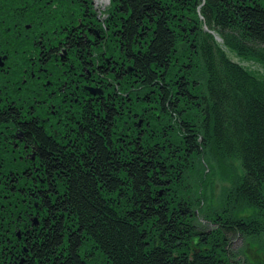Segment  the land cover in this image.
I'll return each instance as SVG.
<instances>
[{
    "label": "trees",
    "instance_id": "16d2710c",
    "mask_svg": "<svg viewBox=\"0 0 264 264\" xmlns=\"http://www.w3.org/2000/svg\"><path fill=\"white\" fill-rule=\"evenodd\" d=\"M115 1L125 12L131 9L130 17L121 26L127 37L132 32L137 34L138 27L144 23L154 30L147 34L146 29L142 33L143 39H152L149 45L137 41L133 46L128 39L122 40L128 51L131 46L135 50L144 51L134 58L140 80L146 79V84L149 85L153 82L154 75L160 72V67H163V79L170 77L169 83H163L164 93L160 99L163 113L170 114L168 121H175L174 113L177 109L185 108L184 101L188 103L192 100L195 103L196 97L197 103L194 106L199 105L200 116L193 115L192 122H189L191 126L178 122L176 131H182V137L176 135L172 128L171 131L164 130L166 137H169L176 148L175 152L163 148L162 152L158 151L161 156L146 157L135 150L134 155L130 156L128 149L131 146L126 145L120 152V162L124 164L122 173L117 170V157H110L100 138L94 137V142L96 140L98 144L94 150L95 156L84 169L79 158L69 157L41 132L34 130L38 135L31 134L30 138L37 142V150L47 165V175L59 179L56 186L60 191L53 194L56 186L46 184L54 195L52 201L32 189H22V193L27 195L25 200L28 197L30 200L37 197L42 199L49 216L57 212L60 217L56 219L54 228L48 227L49 222L46 221L44 229L41 228L38 233L33 232L32 237L24 242L27 252L31 253L28 264H90L92 261L94 264L98 262L95 261L97 255L94 256L91 249L94 246L93 251L98 254L100 250L102 254H106L112 264H226L227 261H221L218 253L214 252L222 248L218 243L224 239L221 231H248L246 223L237 209L227 216L229 220L226 224L229 226L220 225L219 241L213 242L210 234L211 240L207 242L209 236L192 224L194 213L190 206L198 195L197 189L191 186L187 173L197 167L194 165L195 161L202 167L203 163L199 160L203 152H206L205 158L208 159L211 154L215 155L216 161L218 159L222 162L223 159L217 158L216 153L221 155L222 150L226 149L229 154L237 149L241 157L239 166L244 175L236 176L232 169L234 165L230 168L231 176L238 184L233 188V202H246L249 207L264 211V85L257 82V76L235 63L228 62V67L216 70L210 58L209 68L203 66L200 60L201 65L195 63L193 66L189 65L191 61L188 59L181 65L174 62V58L178 57L176 46L181 40L178 38L183 34L179 30L180 26H192L196 16L194 7L200 3L198 0H189L193 2L190 10L185 6L186 0H163V3L160 0ZM201 9L203 17L211 16L213 22L219 24L222 34L232 30L238 33V41L231 43V50L236 51L242 59L247 57L264 65V53L261 49L252 50L244 46L245 42L251 41L256 45L264 42V0H207ZM9 16L10 13L0 16V21ZM234 38L232 40H236ZM144 45L147 47L143 50ZM169 58L172 59L170 67ZM178 67H184L182 73L186 67L197 71L202 79L199 86L190 84L192 74L186 73L189 69L183 76L180 74L181 79L173 84L176 77H180L174 72ZM146 81L138 85H145ZM200 85L203 89L198 88ZM190 91H194L196 96L193 97L194 94ZM144 104L148 105L147 101ZM144 143L149 147L148 140L145 139ZM146 150L148 152L147 147ZM123 151L127 152L124 156ZM153 151L154 148L151 152ZM9 160L12 157L7 161ZM81 161L85 163L84 158ZM115 171L125 179V184H120L118 189L115 188V178H107L110 172L116 174ZM171 175L174 177L171 183H166L169 186H166L164 181ZM27 177L29 174L22 178L31 179V185H37V181L32 180L33 177ZM20 178L14 181L20 184ZM95 179L107 181L108 184H100V188ZM113 191L119 193L115 210L111 208ZM0 211L5 212L9 218L20 213L11 203L0 208ZM21 213L25 217L22 210ZM24 221L26 222L25 218L21 220L22 224ZM144 227L145 230L151 227L150 231L146 233ZM250 229L255 234L261 231L253 225ZM63 231L65 238L61 234ZM84 231L87 233L82 235ZM204 239L207 245L202 249L196 248L199 244L202 245Z\"/></svg>",
    "mask_w": 264,
    "mask_h": 264
},
{
    "label": "rangeland",
    "instance_id": "374dc122",
    "mask_svg": "<svg viewBox=\"0 0 264 264\" xmlns=\"http://www.w3.org/2000/svg\"><path fill=\"white\" fill-rule=\"evenodd\" d=\"M73 1H74L73 4L77 5L76 7L72 9L76 11L74 13H77V12L79 14L85 13V12H82L81 6L82 5L88 6L89 3L87 4V0L83 1L82 3L80 2V4H79L80 0L79 1L73 0ZM107 1L108 0H104V2L101 3V2H97V0H93V5L95 6V9L97 12H99V10H102V7L107 5L106 8L103 9L101 13L103 14L107 11L108 12L112 11V18L110 20H107V22L105 21L100 22L98 18H94L95 16L92 14L89 15V18L82 19L84 24L85 23L87 24V21L89 19H92V21L95 22V26H98L100 27V29H102V31L99 32L98 35H96L97 36L96 40L93 39L94 34H96V32H93V34H90L92 32H89V31L88 32H82V31L78 32L77 25L75 24L73 26L74 29H77L73 31V34H71L74 39H79L81 41L83 39H86V40L88 39L86 43L89 44V48L86 50L80 51L77 49L78 46L74 43H70V48H68L69 46L67 48L65 47L63 48L62 42L59 47H56L55 42L60 39L59 38L60 36L57 34V32H51L52 31L50 29L51 26L49 22L47 21L48 19H55L56 15L55 16L53 15L55 13H59L62 9V6L66 5L67 7H70L71 1L63 2V0H49L48 2H44L43 0H41L40 2L37 3L36 0H0V16H4L5 14L7 15L8 13L11 14V16H9L8 18L10 22H6L5 20L0 21V25L2 26V29H0V38H6V37L18 38L19 37L23 39L24 37H28L29 40L27 39V41H25L26 38L23 39L24 47H23L22 53L25 54L29 52L30 49L32 52V49H33L32 45L37 40V37H41L43 40H47L45 41V43L50 42L51 47H50L49 53L50 52H55V54L58 53L56 59H54L56 57L55 55L51 56L53 57L52 59L51 58L41 59L38 65V67L40 66L42 69L40 73L38 72L37 65H35V67H30L28 66L29 65L28 62H25L24 60H21V61L16 60V58H14L16 56L9 55L11 56V58L6 59L4 66H0V87H1L0 88V92H1L0 99L1 101H3L6 95H10V91L12 90V89L11 90L7 89V92H4L3 90L4 85L10 87L11 86L10 83L14 80H17V82L20 81L21 79H26L29 81L30 79H33L35 76H37V74H40V77H41L40 80L42 79L44 80L47 76V78H49V80L53 83L51 88H56V89L59 88L60 91L56 90L55 92L56 93L55 95H57L56 101H60L59 94H62L66 102H73V103L77 102V100L76 101L73 100L75 99V94H77L80 98V95L82 96L83 92L86 93L85 88L87 87L90 88V86L83 87V85H81V81L84 77H86L89 80L88 84H91L95 90H98V89L102 91L104 90V86L101 84H98V85H101L99 88L93 85L95 83L94 82L95 77L97 79H100V82L102 81V83H105L108 81L117 82V80L115 79L116 77L112 76L111 74H107L108 77L103 78L101 76H96L92 74L91 70H88L89 72H86L85 70H79L80 68L75 63L74 64L72 63L77 57L78 59L80 58L83 59V64H85L86 66L91 65L94 71L101 69L103 73H105L104 71L108 70L109 69L108 67H111V70H113L114 72L113 74H116L117 77L119 74L122 73L118 71L122 68L120 66L128 67L130 68V70H132V72L131 74H128V76L126 74V76L124 77L125 81L128 80L131 77V75L132 76L134 74L136 75L138 72L136 70L137 68L135 66V63L134 62L129 63L132 59H134V57L131 60H127L126 57H127L128 50L126 46L124 45L123 40L122 39L119 40L120 37L119 36L117 37V35L120 34L117 31V29L121 27L118 26V28L113 30L114 25L113 26L108 25L112 21V19H113L112 22H114L115 24V22L119 20L120 18H122L123 16L117 15L115 13L116 9H113L114 7H116V4H117L115 0H109L108 2L109 4L108 3L106 4ZM27 3H28V6L26 7L25 5ZM103 3L105 5H103ZM66 9L71 11L70 8H66ZM48 12L53 17L49 16L47 14ZM88 12L90 14V11ZM130 13L131 12H129V14ZM192 25L194 26L190 27V26L183 24L180 26V29L179 28L178 29L181 30L180 32H183L186 28H189L186 30H188L190 33L192 31V27L196 26L195 24H192ZM199 28H200V31H201V34L204 40L201 39L198 45H194L191 42H189L190 34L187 33L185 36L186 31L183 32L181 36H179L180 38L178 39H181L179 40V42L185 41L187 46H186V49H184L183 51L177 52L178 57L174 58L175 59L174 62L176 61L177 63H179V65H181V63L186 62V60L188 59L189 61H191L189 63V65L191 66H193L195 63L200 64V61L197 59V56L201 54V57L204 58L206 56V51H207L209 52V58L213 62L214 67H216V70L220 68L223 69L225 67H228L227 63L231 62L232 64L233 63L238 64L241 68H243V70L248 71L251 74L254 73L257 76L258 75L261 76L262 74L264 75V65L261 62L254 60V59H249V58L238 59L237 58L238 56L236 55L237 54L236 51H233L231 49L227 50V48L222 47L219 43L214 42V41H220L222 39V35L219 34L217 30H209L207 28L208 29L207 31H209L210 33H205L206 29L203 26V24H202V27H199ZM211 28L213 27L211 26ZM152 30L150 28L147 29L146 31L147 34L153 33L154 30L153 31ZM41 31H44L47 34L46 35L41 34L40 33ZM228 32L230 31H227L226 33ZM75 34H79V36H75ZM223 34L228 35L225 33ZM142 36L143 35L141 34L140 35L141 40L143 39ZM176 37H178V35ZM230 37L231 36L228 35L226 38H230ZM232 38L234 37L232 36L231 39ZM144 39H146L147 45H149V42L152 40L151 38L149 39L147 37ZM186 39H188L189 41H186ZM94 42L96 43V45L93 44ZM24 43H27V44H24ZM68 45H69V42H68ZM244 46L246 47L248 46L247 48H251L252 50H258L257 48L259 49L262 48L259 44L256 45L252 43L251 41L248 43L245 42ZM146 47L147 46H145L143 50L146 49ZM0 49H2V47H0ZM141 52H144V51L136 50L134 53V56H136L138 53H141ZM89 57L92 58L91 60L92 63L90 62ZM62 59H65L66 61L62 62ZM96 59L98 60V62H96ZM169 61L170 62H168V66L170 67V63L172 62V59L169 58ZM61 63H64V64H61ZM0 65H2L1 62H0ZM96 66H98V68ZM116 66H119V67L117 68ZM182 69H184V67L183 68L178 67L174 69L175 74H178V76H180L181 74V76H183L184 75L183 73H185L186 70L182 73L181 72ZM66 71L70 74L69 75L70 78L68 79H67L68 75L65 73ZM3 73L5 74L3 75ZM162 73H163V69L160 68V72L157 74L163 75ZM76 76H77V81L80 82L79 86L76 87L75 85H77V82H73L69 87H66L65 86L66 84L68 85L70 84L71 82L70 79L73 80V78H75ZM172 76L174 77L175 75L172 74ZM181 76L179 78L176 77L173 84L176 83L178 79L180 80ZM4 77L6 79L2 80V78ZM92 78L94 79L91 80ZM79 79H81V81ZM169 79L170 77H168V79L162 78L161 84L159 82L158 83L152 82L149 85L146 84L148 81L145 82V85L144 84L138 85L137 83H135L129 86H126L124 84H120L119 82H117L120 84L121 87H124L125 89L115 90L116 97L114 99H116L115 100L116 104L110 106V108H112L113 111L116 110L120 114L121 120L118 124H116L117 126L116 128L114 127H111V128L118 129L120 132L119 136L121 137V139H124L126 134L133 135L132 133H133V130L135 129V128L133 129V124H135L137 128L136 136L132 138L134 147H132L130 143L131 145L130 149L133 148L134 151L139 150L141 154L145 155L146 157H149V156L156 157L157 155L161 156L160 152L163 151V148L170 152L176 149L174 145L172 144L171 140L169 139V137H166L165 132H164V130L171 131L170 130L171 128L174 131H176L178 128V127L176 128L174 127L172 123L173 121L172 122L168 121V117L170 116V114L167 115L166 113H163V108H162L163 114H161V116L151 117L150 116L151 112L145 109L146 105L144 104V102L150 101L151 98L155 97L154 99L150 101V102H153L152 104H155L154 107L151 109H155L157 102H160V99L163 98V93H164L163 86L170 82ZM153 80L155 79L153 78ZM189 82L190 84L192 83L198 84V86L201 83V82H195L194 79L192 78L189 79ZM21 87L28 88L25 90L28 91L27 94L29 95L31 94V91H30L31 83H29L28 85L26 83L22 85ZM200 88H201V85H200ZM18 90L19 91L17 92H20V89ZM46 94H48L47 91H41V99ZM16 95L17 93H15L14 96ZM144 95L146 96L148 95V98H143ZM22 98L24 100L16 101L15 106L21 105L22 104L21 102L23 103L25 102L27 103V105L29 104L27 100H31V99H27L23 96ZM10 99H11V103L15 101L13 97H11ZM128 100L131 103L129 106L133 107V109L126 106L127 105L126 101ZM194 100H195V103L192 100H189L188 103L190 102V104H188L187 101H184L183 107L185 108H182L183 110L177 109L176 113H174L176 115L173 116V119L175 117V122H180V123L183 122L187 126H191L189 125L190 124L189 122H192V119L194 118L193 115H198V113H200V109H198L199 105L194 106L197 103V97ZM72 110L77 115H81V112H83V109L81 106L78 109L73 108ZM50 116L52 117L51 122H52L53 127L50 125H47L48 127H45L47 129L46 130L44 129V132L47 131L46 135L48 136H53V135L58 136L60 143L66 142L65 139H61L62 135L60 133L56 134L55 132L56 129L58 131H62V130H65L66 128L62 127L61 125V126L56 127L55 129L54 122L55 120H57V118L56 116H54L53 113H51ZM88 120L89 119L87 117V121ZM90 120L91 121L89 122H91L90 124L91 126H94L95 124L96 125L99 124L103 126L108 125L107 124L108 122L102 120V117L99 118V122H94L91 118ZM2 125H4V123L1 124V126ZM4 126H7V125H4ZM149 127L152 128L151 131H148L147 129ZM181 132L182 131L180 130L176 131V135H179L180 137H182L180 135ZM85 133H87V131L83 132L81 130L79 131L70 130L66 132L68 139L69 137L74 139V138H79L81 136H85L84 135ZM142 137L143 139L141 140ZM58 139L56 138V141L55 140L54 141L58 143ZM145 139L149 141V147L147 144L145 143L143 144ZM81 140L83 139H80L79 141ZM13 141L15 142L16 139H10L8 141L7 139H4V140H1V143L3 144L0 143V158H1V154L5 156L1 158L0 162L3 165V169L5 168L6 170V172H3L4 171L3 170L2 173H0V175L4 173V177L3 178L0 177V193L3 194L2 196L4 198L5 195L7 194V191H9V190H6L5 188L14 187L13 184H18V182H15L14 180L15 179L17 180V178L21 177L20 178L21 182L19 185V188L21 189V193L17 194V196L16 195L10 196L9 198L10 201L8 202L11 203V206L15 205L16 211L19 210L18 212H21L22 210V212L25 213L24 218L26 222L24 221L23 225H20L21 227H18V228L20 229L25 228V233H26L25 236L26 238L29 239L30 237H32L33 232L38 233V230L43 228V225H45L46 221L49 222L48 227L54 228L56 219L58 218V216L60 217V215H58V213L56 212L52 216H49V213L46 212V208L44 207L42 199L38 198L37 195H36L37 198H35L34 200H30L29 197L25 200L27 195H24L22 193V189L35 190L40 195L43 194L45 196L44 198H47L51 201L52 199H54L53 194H56L57 192H59L60 189L58 186H56V184H59L58 182H56V179L54 180L52 177L50 178L47 175V173H45L44 182H41V180H37L38 178H36L34 175L32 180L35 179L37 181V185H33L34 183L31 185L30 177H27V179H30V180H26L25 178L24 179L22 178L23 175L27 176V174H30L29 170L23 168L25 167V165L22 163V160H21V159H24L26 155L22 157H18L16 155L18 159H16V157L13 156L12 160L7 161L8 158L11 157L9 156V154L13 155V152L11 151V147H13V144H11V142ZM79 144H83V142H79ZM146 147L148 149V152L146 150ZM152 148H154L155 151L151 152ZM5 152H7V154ZM73 153H75V155H72V156H74L75 158H79L80 153L78 151L73 152ZM204 153L206 152L202 153L203 156L200 155L201 157L199 160V161H202L203 163L202 167L204 168V170H202L203 168L197 163V161H195L194 165L197 167H195L193 170L190 169L189 172L187 173V176L190 182H192V184L198 185V190L196 192L198 196L195 197V200H193V202L191 203V206L188 204L190 206V209L193 210V213H194V222L192 224L193 225L195 224L198 230H201V232H203L204 234L206 233L209 236V239H207V242H210L211 240L210 234H211L212 240H214L213 242L217 243L219 241L217 239L221 235V233H218V231H220L219 229L220 225L228 223L229 217L227 216L230 213L233 214L234 212L237 211V209L240 210V217L244 219L247 230L250 233L248 231L242 232L238 230H235L233 232L228 231L226 233L221 231L222 234L224 235V239H223V242L219 241L218 243L222 245L221 246L222 248L219 249L217 247V249L219 250H214V252L216 254L218 253L221 261L225 262L226 260L228 262V263L226 262V264H264V211H260V209L255 208V207H249L250 205L246 202L240 203L239 201H237L235 204V202H233V199H232L233 188L236 187L238 184L235 183L236 182L235 179L231 176L230 168L234 165V168L232 167L233 174H235L236 176L239 175V177L244 175L243 170L239 166L241 163V157L239 156V151L237 149L236 150L234 149L233 153L227 154L226 149H223L221 155L216 153L217 158L221 157V159H223L222 162H219L218 159L216 161L215 155H211V154L209 155L207 159L204 157ZM116 157L118 159L117 162H119V166H118L119 169L117 168V170L119 171L122 168V165L124 164L120 162L122 161L120 160V156H116ZM80 158L78 160H79V163L82 164V161ZM190 160H192V158L189 159V161ZM147 162L148 161H146V163ZM152 166L154 165L152 164ZM115 172L116 174L114 172H113L114 174L110 172L107 178L109 179L115 178L116 180V182L114 181L115 188L118 189L120 187V184H125V179H123V177H121L120 175H117V171ZM119 173H122V170L119 171ZM46 177H48V179H46ZM173 177L174 175H171L168 178V180L166 179L164 181L165 184L169 182L171 183L172 181L171 179ZM50 181L53 182L52 183L54 184L53 186H56L54 187L55 190L52 189L53 194L52 192L49 191V187L46 186V184H48ZM96 184H99V187L101 188L100 184H108V183L107 181H104V180L100 181L99 179H97ZM166 186H169V184H166ZM167 189L168 187L166 188V190ZM115 191H113V195L111 198L113 202L111 203L112 210H115L116 208L115 206H117L118 204L117 196L119 195V193L118 191L117 192ZM1 199L2 198L0 197V200ZM121 199H123V197H121ZM197 202L199 205H197ZM231 203L235 204V210L233 207L234 204H231ZM4 207H5V204L1 203L0 208H4ZM40 209H42V211L36 214L37 212L36 210H40ZM43 210L45 211V213ZM132 211L133 210H131V213ZM30 213H32V215L37 218L29 219L27 215H29ZM5 223L6 222L0 221V227H2ZM226 225L229 226L228 224ZM251 225L258 227L259 229H261V231L255 234L256 232L251 231L250 229ZM86 233L87 232L84 231L82 232V235H85ZM10 234L13 235L12 233ZM61 234L64 236V238L66 237L65 231H63ZM13 239L15 240V238ZM197 239L198 238L196 237L195 240ZM19 241L17 240V243L14 242L13 245H15V249L11 251V253L8 251H5L3 248L1 250V247H0V264L12 263L14 262V259H17L18 261H22V264H28L31 253L27 252L26 248L23 247L24 244L22 243V240L20 238H19ZM204 241L205 239L202 241V245L200 246L199 244L196 248L202 249L204 245H207L206 243H204ZM18 242L21 243L23 246H21V244L19 245ZM91 249H92V252H94V256L97 255L98 257L95 260L98 262H94V264H112L111 260L107 258V255L102 254L99 249H98L99 250L98 254L96 253V251H93L95 250V246ZM92 262L90 264H92Z\"/></svg>",
    "mask_w": 264,
    "mask_h": 264
},
{
    "label": "flooded vegetation",
    "instance_id": "af4514ba",
    "mask_svg": "<svg viewBox=\"0 0 264 264\" xmlns=\"http://www.w3.org/2000/svg\"><path fill=\"white\" fill-rule=\"evenodd\" d=\"M41 0H36V2H40ZM44 2H48L49 0H43ZM73 1V0H70ZM66 8L69 7H64L62 6V9L59 13H55L53 16L56 15V18L62 20L63 23V33L60 34L58 33V35L60 36L59 40H57L56 43V47H59L61 42L63 44V48H70V43H72V39H74L72 37L71 34H73L74 29L73 26L76 24L77 28H78V32L82 31V32H92L90 34H93V32H96L99 34V32L102 31V29H100V27L95 26V22L92 21V19H89L87 21V24L83 23V18H89L90 14H79L74 13L73 11H69ZM104 14V13H103ZM101 14V15H103ZM112 11L108 12L107 15L105 16V18H103L102 20L107 22V20H110L112 18ZM48 15L51 16L48 12ZM51 16V17H53ZM73 16H78L80 18V20L78 22H73L71 21V18ZM94 17V16H93ZM55 18V19H56ZM96 18V17H94ZM65 23V24H64ZM105 26V25H104ZM72 31V32H71ZM77 32V33H78ZM70 34V35H69ZM75 36H79V34H75ZM55 37V36H54ZM25 41H27L28 37H24L23 39H25ZM33 38V37H32ZM31 38V39H32ZM23 39L22 38H14V37H6V38H0V47H2V49H0V62L2 63V65L0 66H4L6 59L11 58V56H16L14 58H16V60H24L25 62H28L30 67H35V65H39V62L41 61V59H46V58H53L51 57L52 55L56 56L54 59L57 58L58 53L55 54V52H50V42L49 43H45V41L47 40H43L41 37H37V40L35 41V43L32 45V52L31 49L29 52L27 53H22L23 50ZM29 40V39H28ZM88 40V39H87ZM86 39H83L82 41L80 40L77 41V46H80L81 44H85L83 46H89ZM69 42V45H68ZM75 44V43H74ZM55 47V46H54ZM57 49V48H56ZM72 49V48H71ZM9 50V52H8ZM54 50V49H53ZM82 54V53H81ZM22 57V58H21ZM89 60L91 62L92 58L89 57ZM66 61L65 59H62V62ZM96 62H98V60L96 59ZM95 62V63H96ZM65 63V62H64ZM61 63V64H64ZM73 64L75 63L80 69L79 70H85L86 72H89L88 70L92 71V74L96 75V76H101L103 78L108 77V71L111 70V67H108V70H105L103 73V71L101 69H98L97 71H94L92 69L91 65L86 66L85 64H83V59H78V57L72 62ZM92 63V62H91ZM23 66V65H22ZM98 68V66H96ZM117 68L119 66H116ZM42 71L41 67H38V72L40 73ZM68 77L70 78V74L66 71L65 72ZM5 73H3L4 75ZM31 74V73H30ZM32 75V74H31ZM82 75V74H81ZM112 75V74H111ZM113 76V75H112ZM115 79L117 80L118 77L117 75H115ZM43 78V76H42ZM6 79L5 77L2 78ZM40 74H37V76H35L33 79H30L29 81L26 79H21L20 81L17 82V80H14L10 83V87L8 86H3V90L4 92H7V89H12L10 91V95H6L5 98L3 99V101H1L0 99V141L7 139H16V141L11 142V144H13V147H11V151H15V155L14 157L18 158V157H22L24 155L25 158L21 159L22 163L25 165V167H22L24 169L29 170L30 173H34L35 177L38 178L37 180H41V182L45 181V173H47V165L45 163V161L41 158V155L39 153V151L37 150V142L35 143L33 140H31V134L38 135L34 130H38L39 132H41V134L43 136H45L47 139H49L51 142H53L54 144L58 145L66 155H68L69 157L72 155H75V153L73 152H77V151H81V155H83V152L86 148H88L89 146L86 144H79L78 143V139L79 138H86L88 141L90 140L91 142H94V137L96 138H100L101 141L103 140V137L106 136L105 135V131L103 130V128L101 126H99V124H95L94 126H91V121L90 118L94 121V122H99V120L95 121L94 117H96L97 115L100 114H90V107L91 104L86 101V99L81 96V101L80 103L77 102H66L65 98H63L62 94L60 95V101H56V90L60 91L59 88H51L53 83L49 80V78H46L43 80H40ZM94 78H92L91 80H93ZM81 81V79H79ZM70 84H66V87H69L73 82H77V85H75L76 87L79 86L80 82L77 81V76L75 78L70 79ZM89 80L84 77L81 81V85H83V87H87L89 86L88 84ZM94 84L95 87L99 88L102 84V81L100 82V79H97L95 77L94 79ZM27 85L29 83H31V94H27L28 91H26L25 89L28 88H22L21 86L26 84ZM85 83V84H84ZM87 83V84H86ZM101 84V85H98ZM24 87V86H23ZM59 87V86H58ZM93 87V86H90ZM1 88V87H0ZM88 88V87H87ZM85 88V89H87ZM18 89H20V92ZM93 89V88H92ZM88 90V89H87ZM41 91H47L48 94H46L42 99H41ZM98 91V90H96ZM95 91V92H96ZM15 93H17L16 96ZM23 93V94H21ZM25 93V94H24ZM109 93H114L113 95H105L104 93H100V97L101 99H103L104 97H110V99H108L106 102L108 108V111L113 112V109L110 108V106L116 104L114 99V95L116 96L115 91L113 92H108ZM1 94V92H0ZM102 94V95H101ZM28 95V96H27ZM23 97L27 98V99H31V100H27V102H29V104L27 105V103H23L19 105V106H15L16 101H20V100H24ZM11 97L14 98V102L11 103ZM76 101V100H74ZM64 104V105H62ZM24 105V106H22ZM78 106V107H82L83 112H81V115H77L74 113V111L72 110L73 107ZM96 108L98 109H102L101 106H99V104H97ZM103 110V109H102ZM104 111V110H103ZM114 112H117L116 110ZM53 113L54 116H56L57 120H55V129L58 126L65 127V130L62 131H58L56 129V134L60 133L62 135L61 139H65L66 142L64 143H60L58 136H48L46 135L47 131L44 132V129L46 130L48 127L47 125L52 126V122L51 119L52 117L50 116V114ZM76 115V116H75ZM101 116V115H100ZM87 117H88V121H87ZM101 118V117H99ZM102 120H104L102 118ZM107 122V120H105ZM7 125L4 126L1 124ZM93 123V122H92ZM108 124V123H107ZM53 127V126H52ZM92 127V128H90ZM117 127V126H115ZM114 129V128H109L106 126L105 130L107 131L108 129ZM135 128V124H133V129ZM70 130H81L83 132H86L84 135L85 136H81L79 138H71L69 137V139L67 138V131ZM92 130V131H90ZM118 130V129H116ZM119 131V130H118ZM120 134V132H118ZM133 134V133H132ZM127 135V134H126ZM29 136V137H28ZM56 138L58 139V143H56ZM125 139V138H124ZM55 140V141H54ZM129 142H125V141H121V137H116L115 139V143H117V147L120 149H124V147L127 146H131L130 143H132L131 140H128ZM122 142V143H119ZM96 143V140L95 142ZM119 143V144H118ZM125 143V144H123ZM3 144V143H2ZM10 144V145H11ZM65 147V148H64ZM118 148H116L118 150ZM116 150L113 148V153ZM129 151V155L131 156V154L134 153V149H128ZM7 154V152H5ZM18 157H17V156ZM80 155V156H81ZM46 179H48V177H46ZM53 179L55 180L56 177H53ZM53 182H49L48 184H52Z\"/></svg>",
    "mask_w": 264,
    "mask_h": 264
},
{
    "label": "bare ground",
    "instance_id": "6f19581e",
    "mask_svg": "<svg viewBox=\"0 0 264 264\" xmlns=\"http://www.w3.org/2000/svg\"><path fill=\"white\" fill-rule=\"evenodd\" d=\"M79 1V0H78ZM83 1H85V0H80L79 1V4H80V2L82 3ZM91 1V2H90ZM200 3L196 6V7H194L195 8V12H196V16H194L195 17V19H193V24H195L196 26L195 27H192V31L189 33V31L188 30H186V29H189V28H186L183 32H185L186 31V33H185V36H186V34L187 33H189L190 34V41L188 40V39H186V41H189V42H191L192 44H194V45H198V43H199V41L202 39V40H204L203 39V36H202V34H201V31H200V28L199 27H202V24H203V26L205 27V33H210L209 31H207L208 29L209 30H217L218 31V33L219 34H221L222 35V39L220 40V41H214V42H217V43H219L222 47H224V48H227V50H229L230 49V46H231V43H233V42H237L238 40H237V38H239V35H238V33L237 32H235V31H230V32H228V33H226V34H229L230 36H233V37H235L234 39H236V40H232L231 39V37L230 38H226V35H223L222 34V28L219 26V24H217V22H213V20L214 19H212L211 18V16H207V18L206 17H203L202 16V10L203 9H201V8H203V6H205V4H206V2H207V0H198ZM63 2H70V0H63ZM73 2L74 1H71V9H73L74 8V5L75 4H73ZM97 2H104V0H97ZM109 2V0L106 2V4ZM160 2L161 3H163V0H160ZM186 3H185V6L187 7V8H189V10H190V5H191V3H193V2H189V0H186L185 1ZM89 3V5L88 6H81V8H82V12H85V14H89V12L88 11H90L91 12V14L92 15H94L96 18H98V20L100 21V22H103V18H105V16L107 15V13H108V11L107 12H105L103 15H101L102 13V11H103V9H105L106 8V6L107 5H105L104 3H103V5H105L104 7H102V10H99V12H97L96 11V9H95V6L93 5V0H87V4ZM117 4H116V7H114L113 9H116V11H115V13L117 14V15H121V16H123L122 18H120L119 20H117L116 22H115V24H114V22H112L113 21V19H112V21L108 24V25H110V26H113V30H115L116 28H118V26L119 27H121V26H123L122 24L124 23V21L126 20V18H128V17H130V14H129V12H131V9H129V11H124L121 7H118V6H120L119 5V3L118 2H116ZM109 4V3H108ZM26 7L28 6V3L25 5ZM75 6H77V5H75ZM115 6V5H114ZM113 7V6H112ZM123 10V11H122ZM48 14V13H47ZM112 15V14H111ZM47 20V19H46ZM80 20V18L78 17V16H73L72 18H71V21H73V22H78ZM48 22H49V24H50V29L52 30L51 32H57V34L58 33H60V34H62L63 33V28H62V26H63V24H61V23H63L62 22V20H60V19H58V18H56V19H48L47 20ZM210 21V22H209ZM133 22V21H132ZM44 23H45V21H44ZM65 24V23H64ZM192 26H194V25H192ZM211 26L213 27V28H211ZM7 28V27H6ZM150 27L146 24V23H144V24H142V25H140L139 27H138V33L137 34H134L133 32L131 33V35L130 36H128L127 37V35H126V33L125 32H122L123 30L121 29V28H119V29H117V31L120 33V34H116L117 35V37L119 36L120 37V39L119 40H121V39H128L129 40V43H132V45L134 46V44H136V42L137 41H140L141 39H139L138 37H140V35L146 30V29H149ZM208 28V29H207ZM215 28V29H214ZM41 34H47L46 32H44V31H41L40 32ZM39 33V34H40ZM96 35H98V33H96V34H94V40H96L97 39V36ZM226 40H227V42H226ZM72 43H75V44H77V41H79L80 42V40L79 39H72ZM93 42V41H92ZM140 42H142V43H144L145 45H146V39H142ZM24 44H27V43H24ZM93 44H95L96 45V43L94 42ZM82 45H85V44H81L80 46H78V50H86V49H88L89 48V46H82ZM125 45V44H124ZM186 46H187V44L185 43V41H182V42H178L177 43V46H176V48H177V52L179 51V52H181V51H183L184 49H186ZM217 46H219V45H217ZM262 48H260L261 49V52H263L264 53V42L260 45ZM92 48V47H91ZM135 48H133L132 46L130 47V49H129V51L127 52V60H131L133 57L135 58V56H134V53H135ZM238 57V59H240L241 57H239L240 55H238V54H236ZM201 56V54H199V56L198 57H200ZM247 58V57H246ZM198 60H200L201 61V63H202V65L203 66H205L206 68H209V66H210V64H209V62H211V61H209V52H207L206 51V56L204 57V58H197ZM244 59V58H243ZM126 60V61H127ZM189 61V60H188ZM125 62V61H124ZM131 62H134V59H132L129 63H131ZM263 64V63H262ZM120 67H122L120 70H118L119 72H122L121 74H119L118 75V79H117V82H119L120 84H124V85H126V86H129V85H131V84H135V83H141V82H144V81H146V79H139V75H138V73L135 75H131V77L128 79V80H124V77L126 76V74H127V76H128V74H131V72H132V70H130V68H128V67H123V66H120ZM160 68H162L163 69V67H160ZM123 69V70H122ZM189 69V71L188 72H186V73H188V74H192V77H190V78H192V79H194V81L195 82H201V76L197 73V71H194L191 67L189 68V67H186L185 68V70H188ZM114 72H113V70H110L109 72H108V74H112L113 76H115L116 74H113ZM253 74V76H257V75H255L254 73H252ZM261 75V74H260ZM144 76H146V75H144ZM156 75H154V79L155 80H153V82L154 83H160L161 84V79L163 78V75H158L157 74V76L155 77ZM258 78H257V82H260V83H262L263 85H264V75L262 74L261 76H257ZM167 81V80H166ZM117 82H115V81H108V82H105L104 84H102L103 86H104V90L102 91V90H100V89H98V91H94L95 89H94V87H90V88H87L86 89V93H82V96L84 97V98H87L86 100L91 104V106L92 107H90V114L92 113L93 115L94 114H100V115H97L96 117H94V119H95V121H97V120H99V118H98V116L99 117H102L103 119H104V121L105 120H107L108 121V125L110 126V127H114V128H116L115 126H116V124H118L119 122H120V114L118 113V112H111V111H108V107L107 106H105V105H107L106 104V102L105 101H107L108 99H110V97H107V98H103V99H101V97H100V93L102 92V93H104L106 96L107 95H113L114 93H109V94H107L108 92H113V91H115V90H121V89H125L124 87H121L120 86V84L119 83H117ZM89 86H92L91 84H89ZM94 90H93V89ZM199 89H203V86H202V88H200V87H198ZM198 89V90H199ZM192 94H194L193 95V97H195L196 96V94L195 93H193L194 91H190ZM102 95V94H101ZM119 96H121V95H119ZM82 97V98H83ZM114 97H116L115 95H114ZM81 95H80V98H79V96L77 95V94H75V99H73V100H77V103H80V101H81ZM143 98H148V95L146 96V95H144L143 96ZM150 98H151V96H150ZM155 97H153V98H151L150 99V101L152 100V99H154ZM150 101H147V104L148 105H146L145 106V109L147 110V111H150L151 112V114H150V116L151 117H157V116H161V114H163L162 113V106L160 105V102H157V105H156V108L155 109H151V108H153L154 107V105L155 104H152L153 102H150ZM105 105H104V104ZM97 104H99V106H101L102 107V109L104 110H102V109H98V108H96V106H97ZM126 106H128V107H130V108H132L133 109V107H131V106H129L131 103H130V101L128 100V101H126ZM62 105H64V104H62ZM65 106V105H64ZM74 109H78L79 107L78 106H75V107H73ZM128 115V114H127ZM197 117L198 116H200V114L198 113V115H196ZM225 119V118H224ZM173 123V125H174V127L176 128V127H178L179 126V124H178V122L176 123L175 121H173L172 122ZM107 125V127H109ZM171 125V124H170ZM99 126H101L102 128H103V130L106 132L105 133V135L106 136H104L103 137V140H102V146L110 153V157L112 156V155H116V156H120V152H121V150L122 149H120V148H118L117 147V143H115V139H116V137H119V131L118 130H116V129H108L107 131L105 130V128H106V126H103V125H99ZM172 126V125H171ZM136 126H135V129L133 130V135H130V134H127L124 138L125 139H121V141H125V142H129L128 140H131L132 141V138L134 137V136H136ZM148 129V131H151V127H149V128H147ZM80 139H83V140H81V141H79ZM78 143L79 142H83V144H86V145H88L89 147L88 148H86L85 150H84V152H83V155H81V151H78L79 153H80V155L82 156H79V158L82 160V158H84L85 159V163H83L82 162V166L84 167V169H86V166L89 164V163H91L92 161H93V158H94V156H95V152L96 151H94L95 149H97V145L98 144H96V143H94L93 141L91 142L90 140L88 141L86 138H79L78 140ZM0 143H1V141H0ZM119 143H122V142H119ZM118 143V144H119ZM2 144V143H1ZM123 144H125V143H123ZM132 144V147H134L133 146V142L131 143ZM65 148V147H64ZM113 148L116 150L114 153L112 152L113 151ZM116 148H118V150L116 149ZM136 148V147H135ZM13 152V155L12 154H9V156H11V157H13L14 155H15V151H12ZM125 153H127V152H124L123 151V156L125 155ZM91 154H93V155H91ZM122 154H121V156H122ZM3 157H5L3 154H1V158H3ZM1 158H0V161H1ZM5 159V158H4ZM82 167V168H83ZM123 168H121L120 169V171L122 170ZM4 170V171H3ZM179 170V168L177 169V171ZM2 171L3 172H6V170H5V168L3 169V165L1 164V162H0V173H2ZM123 171V170H122ZM6 175H7V173H6ZM0 177L1 178H3L4 177V173L2 174V175H0ZM29 177H34V173H30L29 174ZM70 180V179H69ZM59 181V179L58 178H56V182H58ZM187 181V180H186ZM65 182H67V179H66V181ZM59 183V182H58ZM188 183V182H187ZM4 185V184H3ZM6 185V184H5ZM14 186H15V184H13ZM19 185L20 184H17V186H15V187H12V188H10V187H8V188H5L6 190H9V191H7V194L5 195V197L3 198V194L2 193H0V197L2 198L1 200H0V204L1 203H3V204H5V206H7L8 204H9V202L8 201H10V196H13V195H17V194H20L21 193V189L19 188ZM191 186L193 187V189H197L198 190V185H196V184H192V182H191ZM188 187L190 188V186L188 185ZM14 189V190H13ZM11 190H13V191H11ZM9 192H11V193H9ZM37 212H36V214H38V212H41L42 211V209H40V210H36ZM21 213V212H20ZM22 214V213H21ZM21 214H17L16 216H12L11 218H9V216L7 215V214H5V212H2V211H0V221H2V222H6L2 227H0V247H1V250H2V248L5 250V251H8V252H10L11 253V251H13L14 249H15V245H13L14 244V242H17V240L19 241V238L22 240V243L24 244V246L21 244V246H23L24 248H26V245H25V241L28 239V238H26V236H25V228H23V229H20V228H18V227H21L20 225H23L22 224V222H21V220L23 221L24 220V217L21 215ZM15 215V214H14ZM28 216V218L29 219H33L34 218V216L32 215V213H30V215H27ZM5 219L7 220V221H5ZM151 228V227H150ZM150 228H146L147 230H145V227H144V230L146 231V233L147 232H149L150 231ZM23 231V232H22ZM10 233H12L13 235H11ZM13 238H15V240L13 239ZM24 241V242H23ZM20 242V241H19ZM22 264V261H16V260H14V262H12V263H9V264Z\"/></svg>",
    "mask_w": 264,
    "mask_h": 264
}]
</instances>
